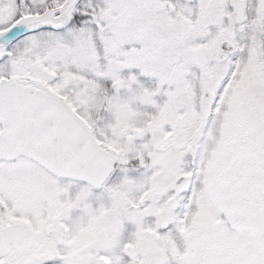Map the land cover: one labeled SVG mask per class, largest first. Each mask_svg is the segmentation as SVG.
Segmentation results:
<instances>
[{
    "label": "snow or ice",
    "instance_id": "1",
    "mask_svg": "<svg viewBox=\"0 0 264 264\" xmlns=\"http://www.w3.org/2000/svg\"><path fill=\"white\" fill-rule=\"evenodd\" d=\"M0 264H264V0H0Z\"/></svg>",
    "mask_w": 264,
    "mask_h": 264
}]
</instances>
